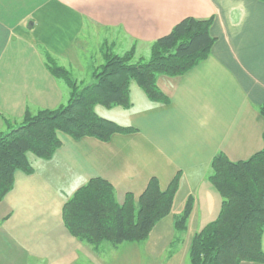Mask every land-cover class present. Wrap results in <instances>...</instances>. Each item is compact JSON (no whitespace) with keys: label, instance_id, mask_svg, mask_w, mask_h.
Returning a JSON list of instances; mask_svg holds the SVG:
<instances>
[{"label":"crops","instance_id":"crops-1","mask_svg":"<svg viewBox=\"0 0 264 264\" xmlns=\"http://www.w3.org/2000/svg\"><path fill=\"white\" fill-rule=\"evenodd\" d=\"M187 17L213 18L216 41L210 56L185 74L158 75L168 102L150 100L132 81L128 108L95 107L132 132L116 133L108 142L62 133V146L50 159L28 155L32 172L18 170L0 200V264L137 260L135 242L95 247L67 229L64 205L93 178L109 181L122 204L128 193L138 200L153 177L166 190L179 173L172 211L150 236L165 224L173 236L191 232L190 246L221 209L222 196L210 181L212 160L219 154L247 160L264 148V0H0V133L19 126L27 113L68 103L70 88L52 73L50 61L79 81L86 78V63L88 74L104 63L107 45L119 55L134 50V61L143 60L158 38ZM190 197L187 227L178 230ZM124 247L130 248L121 254ZM186 256L191 264L189 247Z\"/></svg>","mask_w":264,"mask_h":264},{"label":"trees","instance_id":"trees-1","mask_svg":"<svg viewBox=\"0 0 264 264\" xmlns=\"http://www.w3.org/2000/svg\"><path fill=\"white\" fill-rule=\"evenodd\" d=\"M212 23L213 18H184L153 43L147 62L134 61V50L123 55L103 51L104 63L86 85L50 61V70L66 81L71 97L58 109L27 113L18 127L0 133V200L13 188L18 170L32 172L29 154L41 159L54 155L62 146L60 134L108 142L116 133L132 132L133 128L122 127L95 111L97 105L128 108L132 81L150 100L168 102L158 87V75L180 76L207 59L216 41L210 32ZM260 112L264 116V106ZM211 169L210 181L222 196L221 209L218 217L192 238L191 264L264 263V148L237 162L219 154ZM179 179L178 173L162 190L158 178L153 177L138 200L128 193L120 204L109 181L93 178L64 205L65 225L73 236L95 247L103 242L114 246L142 242L158 221L171 213ZM193 204L190 197L177 219L178 230L186 229Z\"/></svg>","mask_w":264,"mask_h":264},{"label":"rangeland","instance_id":"rangeland-1","mask_svg":"<svg viewBox=\"0 0 264 264\" xmlns=\"http://www.w3.org/2000/svg\"><path fill=\"white\" fill-rule=\"evenodd\" d=\"M92 46H93V43L89 46L90 49L92 48ZM106 51L113 53L109 50L108 45H107ZM150 58H151V54L145 56L143 58V62H147ZM137 59L138 57H136V60ZM85 65L86 66L83 69L84 73L82 77H86L87 79L80 78L79 81L76 79L79 77L74 75V72L71 73L72 71H70V69L67 68L72 78L74 80H77L80 85H86L90 83L89 75H91V77L93 76V72L91 74H88L89 64L86 63ZM62 82L66 84V81L64 79H62ZM167 220H170V219H167ZM162 227H163V230L159 231L160 229L159 228L158 231H154V233L151 236L149 235V237L147 238L145 242L143 241L142 243H138V242L133 243L135 244L133 246H136L134 248L139 250V255L137 256V260L134 261L132 258L131 259L123 258L124 260H122V263H118V264H125V263L126 264L127 263L128 264H149L148 262L149 258L152 259L151 264H189V260L186 256V250L189 247V237H190L191 232L187 233V235H185L184 237L182 236L181 232H177V231H175V234L173 236L174 231L169 230L171 232V236H170V232L168 231L167 226L164 224L162 225ZM160 235H164V236L161 238ZM163 246L167 248L165 251H162ZM129 248L130 247H124L123 250L121 251V254L126 253ZM172 250L173 251L175 250V251L173 252ZM147 253L149 255H147Z\"/></svg>","mask_w":264,"mask_h":264}]
</instances>
